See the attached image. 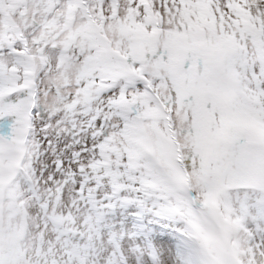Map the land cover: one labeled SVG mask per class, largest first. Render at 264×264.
<instances>
[{
    "label": "rangeland",
    "instance_id": "1",
    "mask_svg": "<svg viewBox=\"0 0 264 264\" xmlns=\"http://www.w3.org/2000/svg\"><path fill=\"white\" fill-rule=\"evenodd\" d=\"M0 264H264V0H0Z\"/></svg>",
    "mask_w": 264,
    "mask_h": 264
}]
</instances>
